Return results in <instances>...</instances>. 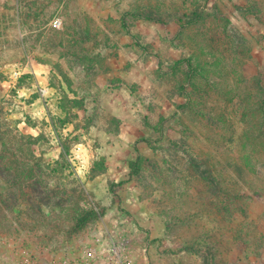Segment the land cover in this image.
Wrapping results in <instances>:
<instances>
[{"label": "rangeland", "instance_id": "rangeland-1", "mask_svg": "<svg viewBox=\"0 0 264 264\" xmlns=\"http://www.w3.org/2000/svg\"><path fill=\"white\" fill-rule=\"evenodd\" d=\"M262 105L264 0H0V137L41 160L0 174V264L105 229L135 264H264Z\"/></svg>", "mask_w": 264, "mask_h": 264}, {"label": "trees", "instance_id": "trees-1", "mask_svg": "<svg viewBox=\"0 0 264 264\" xmlns=\"http://www.w3.org/2000/svg\"><path fill=\"white\" fill-rule=\"evenodd\" d=\"M17 2H19V0H17ZM132 17L134 19H143L146 21H151L160 25H164L165 22L162 19L159 18H154L151 15H147L144 13H139V12H132V13H126L125 16L123 17V27L127 30V32H129V27L127 25V18L128 17ZM136 44L138 46L141 47V45L136 42ZM188 66L190 68V70L193 69L191 63L189 61H187ZM182 64L181 62H177L175 64V66H178ZM264 111V105H262L261 108ZM263 123H264V116H263ZM1 127V126H0ZM29 139V144L31 145L32 142H37L40 138H36V137H27ZM12 140L16 141L17 143H19L18 147H12L10 148V145L8 146L7 143H5L2 138L0 137V174L4 173L5 171H11L12 173V177L14 178V184H21L26 182V180H33L34 183L38 182V178H39V174L38 172L41 171L40 169V163L41 160L38 157H35L34 152L33 154H31L32 158L35 159V165L34 167H30L29 169H25L23 166H21V163L19 161V159L21 158L18 156L17 152H19L20 154L23 151L22 149V141H26V138L22 135H18L17 133H15L12 136ZM28 143V142H27ZM68 155V151H65L64 149H62V153L60 156V161H56L54 164L55 165H61L62 163H66V156ZM18 157V158H17ZM47 168L50 167V164L46 165ZM132 169H133V175H137L139 173V163L138 160L133 162L131 164ZM52 168L50 167V170ZM53 170V169H52ZM54 171V170H53ZM254 193L256 194L257 197H259V194L254 191ZM105 213V209L101 208L99 211L94 210V209H90L88 211H85L83 214H81L80 216L77 217V220L75 222L74 225V232H78L81 229H83L84 227H86L88 224H90L91 222L99 219L101 216H103ZM188 250H192L193 249H188Z\"/></svg>", "mask_w": 264, "mask_h": 264}, {"label": "built area", "instance_id": "built-area-1", "mask_svg": "<svg viewBox=\"0 0 264 264\" xmlns=\"http://www.w3.org/2000/svg\"><path fill=\"white\" fill-rule=\"evenodd\" d=\"M121 234L107 229L96 232L91 243L70 246L54 264H135L125 253Z\"/></svg>", "mask_w": 264, "mask_h": 264}]
</instances>
